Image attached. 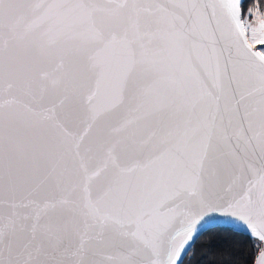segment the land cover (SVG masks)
Segmentation results:
<instances>
[{"label":"snow or ice","instance_id":"obj_1","mask_svg":"<svg viewBox=\"0 0 264 264\" xmlns=\"http://www.w3.org/2000/svg\"><path fill=\"white\" fill-rule=\"evenodd\" d=\"M189 252L264 264V0H0V264Z\"/></svg>","mask_w":264,"mask_h":264},{"label":"trees","instance_id":"obj_2","mask_svg":"<svg viewBox=\"0 0 264 264\" xmlns=\"http://www.w3.org/2000/svg\"><path fill=\"white\" fill-rule=\"evenodd\" d=\"M203 242H204V240L202 239L200 243H203ZM199 255H200V253H197V255L195 257H193L192 252H189V255H188V258H186V261H187V259H191L192 264H197V260L199 259Z\"/></svg>","mask_w":264,"mask_h":264}]
</instances>
